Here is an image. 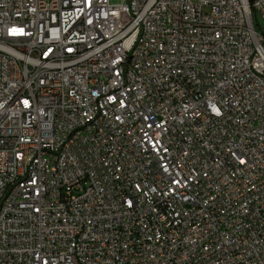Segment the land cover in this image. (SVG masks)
Returning a JSON list of instances; mask_svg holds the SVG:
<instances>
[{
  "label": "built area",
  "instance_id": "built-area-1",
  "mask_svg": "<svg viewBox=\"0 0 264 264\" xmlns=\"http://www.w3.org/2000/svg\"><path fill=\"white\" fill-rule=\"evenodd\" d=\"M0 264H264V0H0Z\"/></svg>",
  "mask_w": 264,
  "mask_h": 264
}]
</instances>
